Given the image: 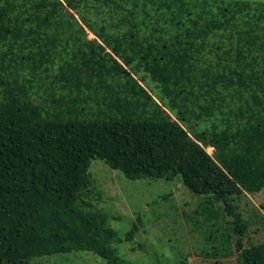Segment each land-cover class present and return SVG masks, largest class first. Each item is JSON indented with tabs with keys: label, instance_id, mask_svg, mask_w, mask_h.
Returning a JSON list of instances; mask_svg holds the SVG:
<instances>
[{
	"label": "trees",
	"instance_id": "1",
	"mask_svg": "<svg viewBox=\"0 0 264 264\" xmlns=\"http://www.w3.org/2000/svg\"><path fill=\"white\" fill-rule=\"evenodd\" d=\"M94 160L211 196L237 264H264L231 204L264 191V0H0V264H124Z\"/></svg>",
	"mask_w": 264,
	"mask_h": 264
},
{
	"label": "rangeland",
	"instance_id": "2",
	"mask_svg": "<svg viewBox=\"0 0 264 264\" xmlns=\"http://www.w3.org/2000/svg\"><path fill=\"white\" fill-rule=\"evenodd\" d=\"M92 38L94 35L88 32L87 39ZM58 63L59 61L53 71H56ZM49 82H44L45 88L49 86ZM146 88L156 101H160V93L149 80ZM56 93L59 92L56 90ZM37 96L42 101L47 98L42 90ZM206 152L213 154L212 149H207ZM89 173L95 182L94 200L96 201V194L99 193L98 207L110 216L108 226L121 241L112 247L124 264H237V252L234 248L236 239L229 229L232 218L223 211L221 204L211 202V196L192 195L177 181H128L119 172L109 169L98 160L91 161ZM231 204L248 225L242 244L245 247L264 244V191L254 195L242 194L234 198ZM134 223L138 226L137 232L127 242L124 237ZM214 235L216 238L212 237ZM223 248H228L227 252ZM216 251L228 253L229 256L209 255ZM104 263L102 258L83 252L31 262Z\"/></svg>",
	"mask_w": 264,
	"mask_h": 264
}]
</instances>
